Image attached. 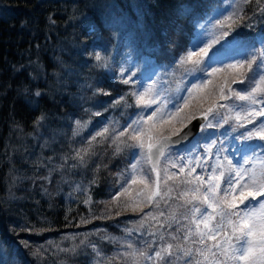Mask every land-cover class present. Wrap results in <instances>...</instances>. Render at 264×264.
Listing matches in <instances>:
<instances>
[{"label":"trees","instance_id":"1","mask_svg":"<svg viewBox=\"0 0 264 264\" xmlns=\"http://www.w3.org/2000/svg\"><path fill=\"white\" fill-rule=\"evenodd\" d=\"M238 2L0 0V257L6 258L8 264H100L102 258L108 264H146L139 255H122L131 251L126 243L132 242L137 249H142L149 231L158 230L157 236L171 231L167 225L173 223L170 217L181 203L175 196L194 185L176 188L168 205L161 201L156 208L144 202L150 191L138 179L136 184L129 185L127 194L113 201V195L120 191V183L124 182L121 179L117 183L119 174L127 175L129 165L134 162L132 153L139 154V149L120 144L121 151L114 155L116 145L111 138L102 141L97 138L98 142L92 146L95 155L86 157L84 165L72 167L78 162L68 159L65 164L62 158L73 156L75 149L87 147L88 140L105 126L119 132L141 112L149 115L156 105L141 109L131 96L127 98L130 106L109 107L111 100L130 88L142 90L141 84L162 81L171 101L168 110L175 111L173 105L182 106L171 124L164 125L171 131L182 127L188 121L185 117L192 112L199 114L200 109L216 102L231 103L218 100V85L229 78L230 70L212 76L199 72L190 75L184 68L191 69L192 65L179 67L176 62L187 51H197L194 44L198 38L210 42V33L219 36L212 24L207 23L209 17L214 24L216 19L228 15ZM256 7L255 3L244 6L245 15L252 19L245 20L229 37L213 46L222 62L212 64L208 72L211 68H224L236 59L246 58L237 54L240 45L231 46L225 41L247 42L251 46L249 50L264 47L260 43L264 37V17ZM217 12L221 14L216 15ZM113 21L119 23L112 26ZM200 24L206 27L202 29ZM129 45L134 49L132 71L136 73L133 79L137 85L119 83L108 70L95 67L93 58L87 55L102 51L109 56L110 67L119 69ZM199 46L203 47L204 43ZM17 68L19 71L15 70ZM201 80L207 81L206 86L193 91L188 105L176 99L188 97L184 89ZM89 84L110 91L111 98L93 97ZM232 87L242 90L244 86L233 84ZM37 90L42 92L40 97L34 96ZM234 103L247 107V102ZM254 107L259 109L260 106ZM84 109L89 112L85 113ZM95 112L101 115H92ZM41 114L46 119L36 125L34 121ZM78 119L90 123L78 129L74 123ZM261 120L264 118L257 117L254 123ZM234 125L235 121L230 120L220 128L208 129L207 133L199 131L185 146H171V159L179 165L180 157L196 159L200 156L201 163L208 161L204 167L192 164L191 167L196 168L193 176L206 175L205 168L210 171L208 165L213 157H207L203 145L211 140H217L221 148L229 144V149L240 144L264 143L255 138L244 142L237 140V135L253 125L233 132ZM74 131L79 135L74 136ZM205 136L208 139H204ZM188 150H192L191 156ZM225 154L230 157L229 151ZM166 163L165 158H161L160 167ZM62 164L63 167H58ZM142 167L147 172L150 166L144 164ZM170 172L178 173L179 168L170 169ZM89 197L91 202L85 204ZM125 201L129 202L127 207ZM133 204L137 206L136 211L132 210ZM140 209L157 216L159 223L149 220L137 231L134 222L142 216ZM160 211L165 213L163 217L158 215ZM181 223L187 221L181 220ZM126 227L133 229L131 235L125 232ZM104 237L116 238V241ZM85 238L96 243L102 258L90 247L80 245V240ZM25 243L29 247H25ZM57 246L61 249L78 247L73 253L59 251ZM185 246L195 248L199 245L186 242Z\"/></svg>","mask_w":264,"mask_h":264},{"label":"snow or ice","instance_id":"2","mask_svg":"<svg viewBox=\"0 0 264 264\" xmlns=\"http://www.w3.org/2000/svg\"><path fill=\"white\" fill-rule=\"evenodd\" d=\"M252 3L257 5L256 11L264 17V0H239L228 15L223 16L222 19H216L214 24L212 17H209L207 23L212 24V28L220 33L219 36H216L215 32L210 33V42H204L198 38L194 44L197 51H187L176 62L179 67L192 65L191 69L184 68V71L190 75L199 72L212 76L215 73L230 70L229 78L218 85V100L232 102H216L206 109H200L199 116L205 121L199 126L201 133H207L210 128H220L223 124L234 120L233 132L239 128H245V125H253L250 129H245L244 132L237 135L235 137L237 140L244 142L255 138L264 142V120L254 123L257 117L264 118V47L249 50L251 47L249 43L241 44L240 41L234 40L231 42V46L240 45L237 54L246 58L236 59L235 62L226 64L224 68H211V71L208 72L212 64L222 62L213 46L219 44L224 37H229L245 20L252 19L244 13V6ZM220 14L216 13V15ZM49 19L51 20V17ZM118 23L119 21H113L112 26H116ZM247 26L251 27V25ZM199 27L203 29L206 25L200 24ZM201 43H204L203 47L199 46ZM229 43V41H225V44ZM260 43L264 45V37L260 39ZM133 51L134 49L129 45V50L125 53L126 59L121 63L119 69L110 67V58L102 51L96 50L87 53V55L93 58L95 67L108 70L119 83L137 85V81L133 79L136 73L132 71L134 66ZM15 70L19 71L18 68ZM206 84L207 81L201 80L200 83L193 84L191 88L184 89L188 92V97L178 96L176 99L183 100L184 106H186L193 91L206 86ZM233 84L244 87L242 90H237L232 87ZM88 87L92 89L93 97L111 98V92L102 87H95L92 84H89ZM140 88L142 90L130 88L125 94L111 100L109 107H128L130 105L127 103V98L131 96L135 98L136 106L141 109H148L152 105H156L149 115L145 116L141 112L119 132L111 129L110 126H105L88 140L87 147L75 149L73 156L62 158L65 164L68 159L78 162L72 167L84 165L86 157L95 155L92 146L98 142L97 138L102 141L110 137L112 143L116 145L114 155L121 151L120 144L128 148L139 149V154L132 153L134 162L129 165L127 175L119 174L120 179L117 183H120L121 179L124 182L120 183V191L113 195V201H118L122 195L127 194L129 185L136 184L138 179L150 191V195L145 196L144 202L152 204L156 208H159L161 201L168 205L176 188H180L182 185H194L191 188H184L175 196L177 201H181L176 205L170 217L176 225L175 228H173V223H169L167 227L172 230L159 236H157L158 230L149 231L148 239L143 241L142 249H137L132 242H127L125 246L131 251L122 255H139L146 264H180L181 261L183 264H264V143L242 146L237 150L238 153H244L241 156V161L233 163L226 155L221 159L224 149L218 147L217 140L213 139L203 145L207 157L211 158L215 155L216 158L214 163L208 165L210 171L205 168L207 179L203 175L193 176L196 168L191 165L194 161L189 158L185 162L184 157H180L181 163L178 165L170 158L169 152L171 145L179 144L188 138L190 131H186L188 125L184 124L174 131L164 128L165 124L170 125L172 119L178 116L182 111V106L173 105L175 111L168 110V104L171 101L166 95L167 90L163 87L162 81L154 80L151 84H141ZM41 95L42 92L39 90L34 93L36 97ZM235 101L247 102V107L242 104L238 105L234 103ZM254 105H259V109ZM84 111L88 113L89 109H84ZM92 115L100 116L101 113L95 112ZM196 118L195 112L185 117L189 123ZM45 119L46 116L41 114L34 123L40 125ZM74 123L78 129H83L88 126L90 121L78 119ZM166 131H170V134L166 135ZM73 135H79V132L74 131ZM203 138L208 139L207 136ZM220 143L223 144V141ZM214 148L216 149L215 153H213ZM161 158L167 160L163 167H160ZM48 161L51 162V157L48 158ZM195 163L197 167H204L207 161L201 163V157L197 156ZM144 164L150 166L147 172L142 167ZM41 166H43V162ZM63 166L64 164L58 167ZM177 167L179 168L178 173L170 172V169ZM185 169L188 171L185 172ZM152 173L155 176H152ZM180 173H184V176H180ZM43 179H48V177ZM90 202V197L84 201L85 204ZM128 203L125 201V207L128 206ZM132 210H137L135 204H133ZM140 211L142 212L140 220L134 222L137 225V231L143 229L149 220H157L159 223L158 217L153 216L151 212H143V209ZM158 215L163 217L165 213L160 211ZM181 220L187 221V223H181ZM161 227L164 225L161 224ZM132 231L131 228H125V232L129 235ZM104 238L116 241V238ZM186 242L199 246L186 247ZM80 245L90 247L97 257L102 258V253L96 243L85 238L80 240ZM25 247H29V245L25 243ZM77 247L61 249L57 246L59 251L73 253L76 252ZM39 251L38 249L37 252L39 253ZM0 264H8L7 259L0 257ZM100 264H108V261L102 258Z\"/></svg>","mask_w":264,"mask_h":264},{"label":"rangeland","instance_id":"3","mask_svg":"<svg viewBox=\"0 0 264 264\" xmlns=\"http://www.w3.org/2000/svg\"><path fill=\"white\" fill-rule=\"evenodd\" d=\"M228 145H229V144H227V146H224V147H223V149H224V156L226 155V154H225L226 151H230V157H229V158H230L231 160H235L236 163H237V162H240V161H241V156H242L244 153H242V152H241V153H238L237 150H238V149H241L243 145H241V144H240L239 146L236 145L233 149H229V148H228ZM215 150H216V149L214 148L213 151H215ZM191 152H192V150H188V154H190V156H191V154H192ZM212 157H213V160H212V163H213V162H215V159H216V158H215V155H213ZM170 158H172L171 155H170ZM189 158H191V159L194 161V163H195V160H196V159H195V158H192V157H184L185 162H186L187 159H189ZM221 159H223L222 156H221ZM165 161H167V160L165 159ZM206 161H208V160H206ZM194 163H193V164H194ZM154 175H155V174H154ZM203 176H205V178H207V174H206V175H203Z\"/></svg>","mask_w":264,"mask_h":264},{"label":"water","instance_id":"4","mask_svg":"<svg viewBox=\"0 0 264 264\" xmlns=\"http://www.w3.org/2000/svg\"><path fill=\"white\" fill-rule=\"evenodd\" d=\"M196 116H197V118L192 120L191 123H189V122L186 123L188 125V128L186 129V131L190 130L188 138L185 140H182L179 144H173V145H185V144H187L192 139V137L199 131V126L201 125V123L204 120L201 119L199 115H196Z\"/></svg>","mask_w":264,"mask_h":264}]
</instances>
